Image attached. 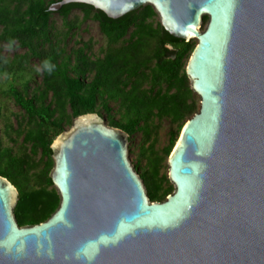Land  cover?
I'll return each mask as SVG.
<instances>
[{"label": "water", "instance_id": "obj_1", "mask_svg": "<svg viewBox=\"0 0 264 264\" xmlns=\"http://www.w3.org/2000/svg\"><path fill=\"white\" fill-rule=\"evenodd\" d=\"M113 19L152 6L197 40L187 75L200 98L168 158L175 187L151 201L129 134L98 113L54 143L53 215L21 226L0 176V264H264V0H61ZM208 23L204 26V19Z\"/></svg>", "mask_w": 264, "mask_h": 264}, {"label": "trees", "instance_id": "obj_2", "mask_svg": "<svg viewBox=\"0 0 264 264\" xmlns=\"http://www.w3.org/2000/svg\"><path fill=\"white\" fill-rule=\"evenodd\" d=\"M60 1L0 0V43H18L27 50L12 60L0 50V76L14 77L8 94L25 113L17 128L12 125L22 151L3 146L0 135V176L19 191L15 213L21 226L45 222L58 209L60 196L51 178L52 144L75 118L98 113L110 126L128 133L130 143L139 132L150 139L168 121L172 129L163 155L148 158L144 167L135 165L151 201L163 202L175 191L169 175L161 172L163 163L200 108L187 75L197 42L171 35L156 21L152 6L113 19L82 3L52 11ZM74 10L84 13L81 21L70 20ZM55 13L66 28L62 38L52 32ZM90 18L108 39L103 56L92 53L91 42L66 49V40ZM204 20L206 24L209 19ZM32 59L39 60L43 77L34 87L32 78H24ZM2 117L0 109V121Z\"/></svg>", "mask_w": 264, "mask_h": 264}, {"label": "rangeland", "instance_id": "obj_3", "mask_svg": "<svg viewBox=\"0 0 264 264\" xmlns=\"http://www.w3.org/2000/svg\"><path fill=\"white\" fill-rule=\"evenodd\" d=\"M83 17L84 13L81 10H74L70 16V20L81 21ZM156 21H159V19L156 18ZM206 24L204 23L203 29ZM51 28L53 34L58 38L64 36L63 33L66 31V28L60 14L55 13L52 16ZM78 42L81 44L78 45ZM84 42H91L92 53L95 56H103V52L109 46L108 39L101 31L99 23L92 18L81 22L79 28L73 31L70 38L66 40V49L70 52L74 48L77 49L81 47ZM194 42H197V40L194 39ZM0 50L4 57L9 60L15 59L17 56H23L27 53V50L20 47L18 43L14 46H10L4 42L0 43ZM24 78H32L31 87L36 86L38 83H42V68L38 59H32L29 61V66L24 73ZM13 79L14 77L0 76V109L3 115L2 120L0 121V135L3 146L13 147L15 150L22 151L21 149L23 147L21 146V139H19L18 135L12 130V125L14 128H17L19 120L25 116V113L8 94V82L11 81L13 83ZM196 98L198 102H200L198 95H196ZM171 129L172 125L166 121L162 124L158 133L153 134L150 139H146L141 132L137 133L134 136L132 143L129 145L130 159L134 166L137 165V163H140L141 167H144L148 158L156 155H163L164 150L169 144V133ZM161 172L164 175H169L168 159L163 163Z\"/></svg>", "mask_w": 264, "mask_h": 264}]
</instances>
